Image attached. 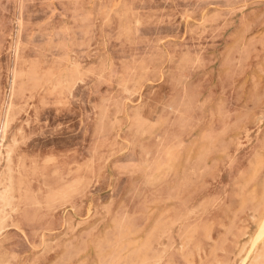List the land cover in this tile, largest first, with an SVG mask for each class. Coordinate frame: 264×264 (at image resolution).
Here are the masks:
<instances>
[{"label": "rangeland", "instance_id": "374dc122", "mask_svg": "<svg viewBox=\"0 0 264 264\" xmlns=\"http://www.w3.org/2000/svg\"><path fill=\"white\" fill-rule=\"evenodd\" d=\"M0 264H264V0H0Z\"/></svg>", "mask_w": 264, "mask_h": 264}, {"label": "bare ground", "instance_id": "6f19581e", "mask_svg": "<svg viewBox=\"0 0 264 264\" xmlns=\"http://www.w3.org/2000/svg\"><path fill=\"white\" fill-rule=\"evenodd\" d=\"M260 230V229H259ZM259 233V232H258ZM263 234V233H262ZM260 235V234H259ZM259 239V238H258Z\"/></svg>", "mask_w": 264, "mask_h": 264}]
</instances>
